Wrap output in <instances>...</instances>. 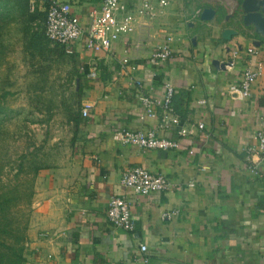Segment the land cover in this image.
Returning a JSON list of instances; mask_svg holds the SVG:
<instances>
[{"label":"crops","instance_id":"obj_1","mask_svg":"<svg viewBox=\"0 0 264 264\" xmlns=\"http://www.w3.org/2000/svg\"><path fill=\"white\" fill-rule=\"evenodd\" d=\"M69 1L82 24L99 2L78 0V8L72 5L76 0ZM238 1L168 0L108 51L86 49L83 36L73 42L74 82L80 106L88 104L89 110L73 125L65 156L35 175L22 264H264V160L244 151L254 132L264 131V37L251 28L245 36L221 37L222 28L236 25L224 15ZM132 6L124 0L121 11L132 12ZM201 6L214 8L217 20H198ZM164 35L172 37L169 58L148 63ZM234 48L238 55L228 70L224 62ZM123 56L133 64L128 75L119 74ZM257 62L262 70L249 95L229 92L228 85ZM163 81L174 89L176 125L162 122L158 109L153 118L140 117L136 82L161 98ZM152 127L176 140L177 148L141 149L121 139L124 130ZM134 165L166 176L173 186L132 192L120 176ZM110 196L127 200L132 230L106 220ZM172 209L177 212L161 218Z\"/></svg>","mask_w":264,"mask_h":264},{"label":"rangeland","instance_id":"obj_2","mask_svg":"<svg viewBox=\"0 0 264 264\" xmlns=\"http://www.w3.org/2000/svg\"><path fill=\"white\" fill-rule=\"evenodd\" d=\"M28 5L25 17L0 8V193L18 200L12 214L21 222L29 220L37 171L65 156L69 116L80 107L73 63L44 37L42 2Z\"/></svg>","mask_w":264,"mask_h":264},{"label":"built area","instance_id":"obj_3","mask_svg":"<svg viewBox=\"0 0 264 264\" xmlns=\"http://www.w3.org/2000/svg\"><path fill=\"white\" fill-rule=\"evenodd\" d=\"M44 9L43 34L44 37L53 43L62 46L66 54H72V44L75 40L84 37V47L92 52L108 51L112 42L120 36L130 33L135 24H146L156 13L168 3V0H132L134 10L132 12L121 11L124 0H99L90 8L87 13L85 24H82L79 17L72 13L69 0H40ZM132 6V7H133ZM33 9V4H30ZM172 37L164 35L148 54L146 61L151 64H158L166 61L171 53ZM249 53L255 54L252 48H247ZM237 49L229 52L228 58L224 62L226 69L233 68ZM133 64L128 57H121L118 63L119 74L128 75ZM261 64L255 63L246 66L236 83L228 85L229 92H237L241 97L249 95L250 87L255 79L261 74ZM88 76L93 77L94 72H88ZM135 96L141 108L140 117L153 118L157 115L156 109L160 111L162 122H171L176 125L177 118L172 108L173 86L168 81H163V92L161 98L150 96L142 91L140 82H136ZM197 102H202L198 100ZM89 105L83 104L79 108L80 116L85 117L88 113ZM161 126V124H160ZM202 128V124H197ZM181 130L177 134H182ZM124 144L141 149L169 150L178 146L176 140L158 134L156 127L146 130H124L121 134ZM246 157L256 156L264 160V131L256 130L252 136V141L244 148ZM192 153V150H188ZM120 184L130 189L136 194H150L154 192H165L173 186L170 180L159 173H152L141 166H129L125 168L120 176ZM191 185V184H190ZM177 210H167L161 213V218H169ZM106 220L113 226L130 231L133 228L132 218L127 200L122 196H110L105 210ZM145 244L139 245V250H145ZM143 262L147 261L142 257Z\"/></svg>","mask_w":264,"mask_h":264},{"label":"trees","instance_id":"obj_4","mask_svg":"<svg viewBox=\"0 0 264 264\" xmlns=\"http://www.w3.org/2000/svg\"><path fill=\"white\" fill-rule=\"evenodd\" d=\"M17 2L20 3V7H18L19 4H17ZM13 6L16 8V17L26 16L27 9L29 8L28 0H0V8L2 10L5 8H12ZM60 48L63 51L62 46H60ZM66 55L72 59V54ZM75 93L79 98V87L75 90ZM79 115L80 113L78 110L69 116L74 126L79 122ZM27 194L29 195V193ZM29 198L30 196H28L27 203H30ZM16 202H18V200L13 199L12 196L6 192L0 193V264H22L24 260L23 249L28 219L21 222L13 216L12 207Z\"/></svg>","mask_w":264,"mask_h":264},{"label":"water","instance_id":"obj_5","mask_svg":"<svg viewBox=\"0 0 264 264\" xmlns=\"http://www.w3.org/2000/svg\"><path fill=\"white\" fill-rule=\"evenodd\" d=\"M191 11L193 14V10ZM196 14L201 22L217 20L215 10L210 6H201ZM229 17L233 18V22L236 21V25L233 28H222L220 32L222 38L227 40L237 34L245 36L248 28L264 37V0H240L230 12L224 15V19Z\"/></svg>","mask_w":264,"mask_h":264},{"label":"flooded vegetation","instance_id":"obj_6","mask_svg":"<svg viewBox=\"0 0 264 264\" xmlns=\"http://www.w3.org/2000/svg\"><path fill=\"white\" fill-rule=\"evenodd\" d=\"M210 0H201V3L204 4V3H208Z\"/></svg>","mask_w":264,"mask_h":264}]
</instances>
